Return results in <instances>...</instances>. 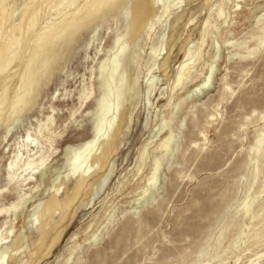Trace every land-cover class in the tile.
Segmentation results:
<instances>
[{
	"label": "rangeland",
	"instance_id": "374dc122",
	"mask_svg": "<svg viewBox=\"0 0 264 264\" xmlns=\"http://www.w3.org/2000/svg\"><path fill=\"white\" fill-rule=\"evenodd\" d=\"M38 1L0 3L4 264H264V0H163L166 10L140 0L134 12L136 0H114L49 41L46 64L33 53L29 74L40 29L84 0ZM141 8L152 13L144 30ZM127 24L131 44L109 79L101 66ZM119 78L110 153L94 176L66 181L40 228V207L114 104ZM28 162L42 164L23 170Z\"/></svg>",
	"mask_w": 264,
	"mask_h": 264
},
{
	"label": "bare ground",
	"instance_id": "6f19581e",
	"mask_svg": "<svg viewBox=\"0 0 264 264\" xmlns=\"http://www.w3.org/2000/svg\"><path fill=\"white\" fill-rule=\"evenodd\" d=\"M3 1H5V0H0V3H2ZM31 1L35 2L36 0H31ZM113 1L114 0H84L80 8L72 9V10L68 11L67 13H64L59 19L53 20L52 22L48 23L45 27L40 29V31L38 33L37 42L32 47L31 52L29 53V55L27 57L24 72L30 74L29 66L32 63L31 56L33 53H35L37 50H43L44 58H43L42 62H43V64H46V62L52 58V52L44 49L45 45L49 41H51V40L54 41V39H58V38L62 37L69 30L74 32L76 29H78L79 23H81L83 21V19L87 18L90 15L98 14V16L104 17L105 16V9L108 8ZM38 2H36V3H38ZM43 2H44V0H43ZM155 2L156 3H158V2L162 3L164 10H166L167 6L165 7L163 0H151V4L153 7L155 6ZM139 3H140V0H136L132 4V6H131L132 12H134L135 10L138 9ZM35 12H36V5L34 3L32 6H30V8H27L22 23L25 24L29 21H33L34 18L36 17ZM140 12H141V15L145 16L144 20H143V24H144L143 30H144L145 27H147V25L149 24V22L151 20L152 13L151 14L150 13L144 14V11L142 10V8L140 9ZM128 19H129V13H128V16L126 18V21L129 24L131 18H130V20H128ZM32 23H34V21ZM128 24L125 26L124 33L121 36L117 37L115 40V44H117V42L120 40V38H122L121 43H118L116 45V50L111 53L110 59L109 60L107 59L103 63V65L101 66V68H104L106 66V64H109V69H110L109 79L113 78V74L118 69V66H119L121 60L126 57V55H125L126 45L131 44L130 41H131L133 31L128 29V27H127ZM20 28L21 27H18V30H20ZM3 31H4L3 13L0 11V33L1 32L3 33ZM16 39H17V37L15 36V34H13L11 36L10 40L8 39L9 41H7V48L13 42H15ZM21 77H23V75H21ZM205 79H206V76H205L203 81H205ZM28 86H30V85H28ZM211 86H213V85H211ZM121 89H122V79L119 78L118 84H117V89L115 88L114 90L112 89V91H111L112 95H114V104L112 103V105H110L104 109L102 119H101L100 123L97 125V128L95 130L94 135L90 139H87L81 145V147L79 149L80 152H79L77 158L74 159L72 157L70 159L69 172L66 173L65 175H63V177H61L62 179L58 182V184L55 185V188L53 189L52 195L49 198V200L46 201L40 207L39 215L37 217V223L40 224V228H43L47 224V223H45L44 219L48 215H51V216L53 215V212H47L46 211L47 205L49 203L54 204L56 202L57 193L59 192L60 188L66 184V181L69 178L76 176V177H80V179L82 181H84L85 179L94 176L98 172V170L102 167V163L104 162V160L106 159V157L108 156V154L110 153V151L113 147L112 143H113V140L116 136V133H117L118 127H119L118 125L115 124L117 122V120H116V117L114 116V114L119 111V97L121 95V92H120ZM23 97H25V95L21 96L18 94V97L16 100H14V102L12 103V106L13 107L14 106L20 107ZM110 111H112V114L108 115V113ZM21 114H22V108H19L18 113H16L15 116H14V114H13V116H11V121H14L16 118L21 116ZM103 127L107 129V134L105 135V138H103L104 137L103 136V134H104L103 133ZM260 143H261V141H260V139H258L257 144L259 145ZM18 156H20V155H18ZM16 159H17V154H16ZM16 164H18V160L11 161L8 164V166H7L8 173L12 174L14 172ZM41 164L42 163H38L37 166H35L34 163L28 162V163H26V165H25L26 167L23 170L33 169L34 167L38 168ZM52 184H53V182H52ZM138 207H140V205H138ZM57 209H58V206H56V210ZM134 213L136 214L137 212H134ZM18 241H19V238L17 237L15 242L18 243ZM15 242L13 244L16 247ZM16 250L18 251V248ZM11 251H14V249H11ZM17 253H19V251ZM9 254H10V252L8 253V255L4 254V255L0 256V260L2 261L0 264H4L6 261H8V258L12 257L11 255H13V253L11 255H9Z\"/></svg>",
	"mask_w": 264,
	"mask_h": 264
}]
</instances>
